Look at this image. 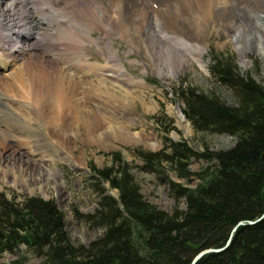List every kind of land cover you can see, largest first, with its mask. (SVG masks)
Segmentation results:
<instances>
[{
  "label": "bare ground",
  "instance_id": "6f19581e",
  "mask_svg": "<svg viewBox=\"0 0 264 264\" xmlns=\"http://www.w3.org/2000/svg\"><path fill=\"white\" fill-rule=\"evenodd\" d=\"M211 27L243 58L249 50L264 55V0H0V61L8 70L0 74V157L12 143L26 146L10 152L23 170L54 177L49 165L66 159L71 140H94L100 128L97 142L119 137V117L116 126L107 118L117 114L109 95L128 99L119 82L141 81L119 62L115 39L151 60V71L169 74L189 59L202 65ZM91 45L106 62L89 61Z\"/></svg>",
  "mask_w": 264,
  "mask_h": 264
},
{
  "label": "trees",
  "instance_id": "16d2710c",
  "mask_svg": "<svg viewBox=\"0 0 264 264\" xmlns=\"http://www.w3.org/2000/svg\"><path fill=\"white\" fill-rule=\"evenodd\" d=\"M211 74L230 89L237 104L186 87L178 91L182 114L195 131L234 136L233 146L195 152L184 140L168 139L169 149L136 151L146 171L167 175V166L187 183L192 176L200 179L189 187L166 177L175 198L185 199V209L167 212L147 201L129 164L114 153L110 166L94 170L98 208L85 216L104 227L101 236L87 246L76 245L53 199L23 195L17 201L0 192V251L24 244L44 264H190L200 250L222 247L238 221L264 214V84L239 74L221 57L211 65ZM191 157L214 165L194 173L188 168ZM105 183L117 189V197L107 194ZM9 264H24V258ZM195 264H264V218L239 226L224 250L205 254Z\"/></svg>",
  "mask_w": 264,
  "mask_h": 264
},
{
  "label": "rangeland",
  "instance_id": "374dc122",
  "mask_svg": "<svg viewBox=\"0 0 264 264\" xmlns=\"http://www.w3.org/2000/svg\"><path fill=\"white\" fill-rule=\"evenodd\" d=\"M215 28H210V47L203 52V66L196 60L189 59L183 68L169 74L166 70L163 72L161 70L159 73L151 71V68L147 66L151 60L137 55L121 39L116 38L114 46L118 50L119 62L128 75L141 81L139 84L119 82L118 87L122 89L119 92L128 90L131 93L129 101L120 98L119 93L114 90L109 95L110 103L117 107L115 109L117 114L114 113L116 117L110 115L107 118L110 125L116 126L122 122L120 124L124 129L118 130L119 137H110L104 143L97 142L100 128L97 132H91V135L96 137L95 142L88 140V136L85 135L77 140H71L69 145L63 146L66 159H56L49 165L55 170L54 177L48 175L44 177L45 173L33 177L30 171L23 170L24 164L17 162L15 154L11 155L10 152L14 148L18 151L17 153L25 152L27 148L12 143L0 157L2 158L0 160V192L17 201L22 200L23 195H38L44 199H53L64 214L65 229L71 242L87 246L104 231L103 226L94 225L85 220L86 215L93 214L98 208L94 170L110 166L113 154L119 153L122 160L129 164L133 178L147 201L167 212L185 209V199L175 198L166 177L189 187L196 186L200 179L192 176L191 182L187 183L184 179L178 178L167 166H164L168 171L167 175L156 171H146L141 167L142 161L136 155V151H158L165 147L169 149L168 139L172 142L184 140L195 152L204 151L206 148L211 151L226 150L233 146L235 137L232 135L195 131L182 114L183 102L178 94L181 88L195 87L200 91L213 93L226 104L235 106L237 104L235 95L228 87L215 80L211 74V65L214 64L216 57L229 59L239 74L250 75L258 83L264 84V55L249 50L243 58L240 51L227 41L225 32H219V29ZM88 48L87 54L93 55L89 59L91 63L106 62L105 56L96 45L88 46ZM18 62L20 61H16ZM1 65L0 61V74H7L8 70H4ZM27 105L33 108L30 112L34 113L36 107L32 101L31 106ZM182 116L185 122L181 120ZM112 118L120 121H113ZM39 123L40 120L35 123L34 129L40 127ZM96 123L98 125L103 123L101 124L103 128L107 126L105 121L97 120ZM36 131L35 133L44 132L41 129ZM33 158L37 157L33 156ZM213 165L214 161H205L197 157H191L188 161V168L194 173L204 168H212ZM104 186L107 194L117 197V189L110 188L108 183ZM19 257L24 258V264H44L42 257L24 244H20L12 251H0V263L9 264Z\"/></svg>",
  "mask_w": 264,
  "mask_h": 264
},
{
  "label": "water",
  "instance_id": "95a60500",
  "mask_svg": "<svg viewBox=\"0 0 264 264\" xmlns=\"http://www.w3.org/2000/svg\"><path fill=\"white\" fill-rule=\"evenodd\" d=\"M262 218H264V214H262L260 217H258L257 219L255 220H250V221H238L234 227L232 228L230 234H229V237L227 238L225 244L222 246V247H219V248H205V249H202L200 250L194 257L193 259L191 260L190 264H195L201 257H203L205 254H208V253H211V252H220L222 250H224L231 242V238L235 232V230L241 226V225H245V224H254L256 222H258L259 220H261Z\"/></svg>",
  "mask_w": 264,
  "mask_h": 264
}]
</instances>
